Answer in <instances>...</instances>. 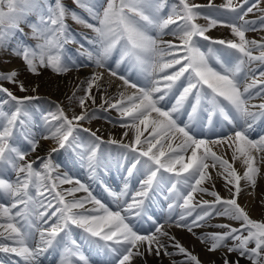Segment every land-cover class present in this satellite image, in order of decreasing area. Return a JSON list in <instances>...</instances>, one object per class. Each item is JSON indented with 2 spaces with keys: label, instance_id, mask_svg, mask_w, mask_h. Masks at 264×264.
Wrapping results in <instances>:
<instances>
[{
  "label": "snow or ice",
  "instance_id": "6c2138e0",
  "mask_svg": "<svg viewBox=\"0 0 264 264\" xmlns=\"http://www.w3.org/2000/svg\"><path fill=\"white\" fill-rule=\"evenodd\" d=\"M73 4L0 0V65L22 62L0 68V264H264V0ZM86 68L42 107L45 71Z\"/></svg>",
  "mask_w": 264,
  "mask_h": 264
},
{
  "label": "rangeland",
  "instance_id": "374dc122",
  "mask_svg": "<svg viewBox=\"0 0 264 264\" xmlns=\"http://www.w3.org/2000/svg\"><path fill=\"white\" fill-rule=\"evenodd\" d=\"M220 1H222V0H220ZM64 2L70 8H74V9L76 8V6L73 4V0H64ZM198 2L204 3V2H206V0H198ZM199 22L203 23L202 20ZM70 25H71L72 29L80 35H82L84 32L87 31L83 28L82 25H78L74 21H72V23ZM29 31L30 30L28 28H25V32H29ZM215 31H217V34H212L213 37L227 36L226 34L223 33V31H224L223 28L217 29ZM260 35H264V33H257V32L248 33L249 37L259 38ZM19 67H22V62L19 59L13 58L11 63L4 64L2 68H19ZM92 70L93 69L89 68V72H91ZM51 74L52 73L50 71H45L43 73V75L40 76L39 79L36 81V82L40 83V85H41L39 88V94L43 97V101L41 102L42 107L46 108L48 110H54V107H53L54 103H59V104H62L64 106H67L69 101L66 99L65 94L69 92V89L71 87V84H66L65 76L59 77V76H53V74L52 75ZM72 74H78V72L74 71V72H72ZM21 78H25V77L22 76ZM28 79L31 80V79H35V78L28 77ZM6 86L9 87L14 92L18 91L14 85L8 84ZM82 94H83L82 92L78 93V95H82ZM73 104H74V102H73ZM66 111H68L67 107H66ZM76 111L78 112L79 109L77 108ZM69 114H71V113H69ZM109 114H111V115H109ZM109 114L108 115L112 118H114L116 116L115 112H110ZM107 123L105 122V120L101 119L98 121H93L91 123V125L86 124L85 126L86 127L92 126V125L95 126V124H97L94 127V129H96V128H101V126H105ZM113 123H115L114 119H113ZM110 125H112V124H110ZM49 143H51V142L44 143L43 147L44 148L49 147ZM60 157H61V159L63 158L65 160H67V155L63 151H61L60 154L56 155L54 157V159L57 160ZM85 173H87V171Z\"/></svg>",
  "mask_w": 264,
  "mask_h": 264
},
{
  "label": "bare ground",
  "instance_id": "6f19581e",
  "mask_svg": "<svg viewBox=\"0 0 264 264\" xmlns=\"http://www.w3.org/2000/svg\"><path fill=\"white\" fill-rule=\"evenodd\" d=\"M211 33L217 34V31L213 30V31H211ZM89 73L90 72L87 69L79 71L78 74H72L71 73L68 76H65L66 84L74 85L76 83L77 78L82 81V80H84V78ZM69 82H71V83H69ZM97 103H99V97L97 99ZM99 129H100V132L98 134L103 135L105 138H107L109 136V134H113V135L119 137L120 134L123 132V129H121L119 127L114 128V127H112V125L101 126V128H99ZM93 130H95V129H93ZM216 150H218V149H216ZM41 154H43V153H41ZM229 159H230V157H229ZM236 167L238 170H241L239 162H237ZM242 185H243V182H242ZM216 187H217V190H219L222 195H225V196L227 195V193L224 191V189L222 187V182L218 181ZM257 195H259V190L257 191ZM240 202L244 203V200L241 199ZM251 214L254 217H259L261 215V209L258 206H253L252 210H251ZM178 239H180L182 241V243H184L186 246L191 247L192 245H195V249H194L195 252L199 253L203 259L208 260V259L215 258V257L209 256L208 254L204 253L202 251V246L198 242L196 243L188 233H185L184 231L180 232L178 235ZM154 259H155L154 257L149 258V264H153ZM163 264H168L167 258L164 259Z\"/></svg>",
  "mask_w": 264,
  "mask_h": 264
}]
</instances>
